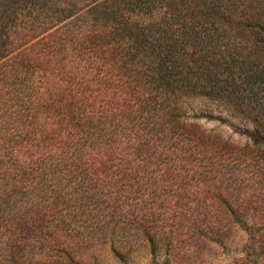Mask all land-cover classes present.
<instances>
[{
	"label": "rangeland",
	"instance_id": "rangeland-1",
	"mask_svg": "<svg viewBox=\"0 0 264 264\" xmlns=\"http://www.w3.org/2000/svg\"><path fill=\"white\" fill-rule=\"evenodd\" d=\"M159 1L154 5L167 10V29L154 27L150 39L164 37L169 46V91L175 87L182 94L170 103L175 107L173 122L122 126L143 128L140 144L133 147L120 138L107 153L93 157L88 173L68 174L73 162L57 159L50 163L56 178L29 176L17 192L31 190L34 198L46 202L58 199L27 212L23 220L26 239L18 241L26 243L23 249L31 260L264 264V0ZM93 3L82 10L93 8ZM143 6L128 8L135 15ZM122 14L120 20L126 16ZM16 19L23 25L29 22L24 13ZM71 20L55 27L92 24L99 30L105 23L102 19L99 24V18ZM54 28L23 42L18 50L39 58L53 44ZM11 35V27L1 24L0 39ZM104 38L112 35L93 33L82 39L89 42H84L85 49L91 53ZM47 56L51 68L54 58ZM134 111L130 118L139 123L145 115ZM84 127L69 126L62 135L76 137ZM107 127L112 131L115 126ZM51 130L47 126L43 131ZM49 136L38 139L49 144ZM101 167L102 172H93ZM49 242L57 247L46 248Z\"/></svg>",
	"mask_w": 264,
	"mask_h": 264
},
{
	"label": "trees",
	"instance_id": "trees-1",
	"mask_svg": "<svg viewBox=\"0 0 264 264\" xmlns=\"http://www.w3.org/2000/svg\"><path fill=\"white\" fill-rule=\"evenodd\" d=\"M157 1L0 0V25H9L12 32V37L0 39V48L5 47L0 58L8 55L0 62L4 80L0 84V264H54L46 257L29 259L23 249L26 243L18 241L26 239L21 232L27 212L58 201L54 196L48 202L34 198L31 190L17 192L27 185L24 181L29 176L41 181L52 179L56 168L50 163L57 159L73 162L68 174H78V170L80 174L88 173L93 157L107 153V147L120 138H126L133 147L140 144L144 129L122 126H164L173 122L175 107L170 103L182 94L175 87V91H169L170 53L166 38L150 39L154 27L167 29V10L155 6ZM165 1L168 2H159ZM91 3L93 8L82 10ZM138 4L144 6L133 15L128 6ZM94 11L99 14L97 17ZM22 13L29 18L25 25L20 24L22 19H16ZM122 13L126 16L120 20ZM84 17L99 18V24L104 19L105 23L99 30L93 29L92 24L76 29L55 27L66 19L72 18L74 23ZM52 28L53 44L47 53L33 58L22 55L25 50H18L23 42ZM93 33L112 38L100 40L102 44H94L88 53L85 43L89 42L82 38ZM47 54L54 58L51 68L47 67ZM133 111L145 115L139 123L131 120ZM47 126H52L53 131H43ZM69 126L85 127L75 133L78 137L62 135ZM107 126L115 127L111 131ZM47 135L50 143L43 144L41 140ZM54 136L60 138L59 142L53 140ZM84 162L87 166H82ZM102 169L94 168L93 172ZM57 231L62 233L63 228L57 227ZM45 245L49 249L57 247L56 243ZM63 254L71 258L67 251Z\"/></svg>",
	"mask_w": 264,
	"mask_h": 264
}]
</instances>
